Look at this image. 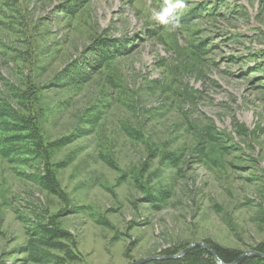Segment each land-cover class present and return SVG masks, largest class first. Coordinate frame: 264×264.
<instances>
[{
    "label": "rangeland",
    "instance_id": "rangeland-1",
    "mask_svg": "<svg viewBox=\"0 0 264 264\" xmlns=\"http://www.w3.org/2000/svg\"><path fill=\"white\" fill-rule=\"evenodd\" d=\"M185 2L170 28L167 0H0V107L17 117L0 118V264H36L41 221L79 255L44 264L264 239V0ZM100 36L128 53L64 83Z\"/></svg>",
    "mask_w": 264,
    "mask_h": 264
},
{
    "label": "trees",
    "instance_id": "trees-1",
    "mask_svg": "<svg viewBox=\"0 0 264 264\" xmlns=\"http://www.w3.org/2000/svg\"><path fill=\"white\" fill-rule=\"evenodd\" d=\"M126 46H124V41L117 38L100 36L94 38L88 47V53L92 56H88L86 59H80L73 61L72 64H68L67 68L64 69L63 73L65 78L63 79L67 84L82 83L90 80L95 70L101 69L104 63L110 61L115 56H123L128 52ZM85 68V69H84ZM6 108L0 107V118L14 117L11 110L5 111ZM11 114V115H10ZM41 117V115L39 116ZM7 128H11L13 132H16L13 126H17L20 131H27V127H24L18 123H9ZM28 132V131H27ZM130 137L134 139H140V134L136 132L135 136L128 133ZM21 136V135H20ZM7 138V137H4ZM70 140V137H61L57 141L59 144L64 145ZM56 142L48 143L49 150L50 147L54 148ZM33 148H37L36 143L32 144ZM47 146V145H44ZM43 147V146H41ZM2 154L5 153L1 151ZM43 185L48 188H53L52 179L49 174H45L42 177ZM30 232H32L33 237V249L29 252L30 260L34 261L36 264H44L49 260L50 255L52 256L53 250L65 251V255L70 261H74V258H79L76 254L73 242L71 240V235L65 229H62L51 222H37L35 225L30 227ZM211 249H213L216 255L224 262L231 263L236 260L244 251L240 249H231L219 245L208 239L203 240ZM187 245L180 246L172 251H167L165 254H176ZM255 251L264 252V239L256 243L253 247ZM246 251V250H245ZM145 264H218L216 259L207 250L201 247H194L190 249L183 257L178 259H164V260H154L147 262ZM238 264H264V257L260 256H247L243 258Z\"/></svg>",
    "mask_w": 264,
    "mask_h": 264
},
{
    "label": "water",
    "instance_id": "water-1",
    "mask_svg": "<svg viewBox=\"0 0 264 264\" xmlns=\"http://www.w3.org/2000/svg\"><path fill=\"white\" fill-rule=\"evenodd\" d=\"M194 247H201L205 250H207L211 255H213V257L216 259L218 264H238L243 258L247 257V256H263L264 257V252H258L255 251L253 249L250 250H246L244 251L236 260H234L231 263H224L215 253V251L213 249H211L205 242H192L190 243L188 246H186L184 249H182L181 251H179L176 254H170V255H162V254H157V255H148L144 258L135 260L131 263L128 264H145L147 262L150 261H154V260H164V259H178L183 257L190 249L194 248Z\"/></svg>",
    "mask_w": 264,
    "mask_h": 264
},
{
    "label": "clouds",
    "instance_id": "clouds-1",
    "mask_svg": "<svg viewBox=\"0 0 264 264\" xmlns=\"http://www.w3.org/2000/svg\"><path fill=\"white\" fill-rule=\"evenodd\" d=\"M185 7V0H167V3L156 13V20L161 25L174 28L179 24L181 10Z\"/></svg>",
    "mask_w": 264,
    "mask_h": 264
}]
</instances>
